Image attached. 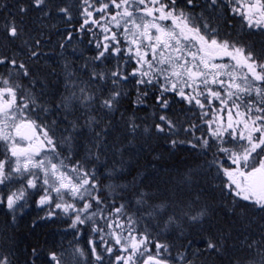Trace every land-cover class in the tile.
<instances>
[{
  "label": "snow or ice",
  "instance_id": "snow-or-ice-1",
  "mask_svg": "<svg viewBox=\"0 0 264 264\" xmlns=\"http://www.w3.org/2000/svg\"><path fill=\"white\" fill-rule=\"evenodd\" d=\"M0 264H264V0H0Z\"/></svg>",
  "mask_w": 264,
  "mask_h": 264
},
{
  "label": "trees",
  "instance_id": "trees-1",
  "mask_svg": "<svg viewBox=\"0 0 264 264\" xmlns=\"http://www.w3.org/2000/svg\"><path fill=\"white\" fill-rule=\"evenodd\" d=\"M55 225H50L48 228H44V229H40L37 232V236L41 241H44L46 238H48L49 236V232L50 231H55L56 230ZM19 235L21 236V243L22 246L28 242L31 241L32 236L31 234L28 233L27 228H25L23 225L21 226L20 230H19ZM57 239H59V237H57Z\"/></svg>",
  "mask_w": 264,
  "mask_h": 264
}]
</instances>
